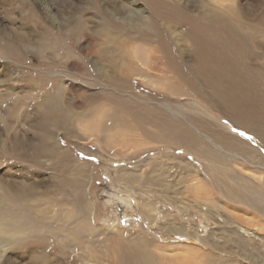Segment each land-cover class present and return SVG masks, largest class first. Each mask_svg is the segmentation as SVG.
<instances>
[{
  "label": "rangeland",
  "instance_id": "obj_1",
  "mask_svg": "<svg viewBox=\"0 0 264 264\" xmlns=\"http://www.w3.org/2000/svg\"><path fill=\"white\" fill-rule=\"evenodd\" d=\"M122 1L0 0V264H129L133 247L159 264H264V214L233 197L235 180L264 195V143L213 97H179L137 67L127 68L135 73L128 88L108 82L101 68L108 76L116 68L108 72V55H95L99 40L88 36L108 31V8ZM138 1L185 71L191 55L165 33L154 7L177 1ZM194 1L183 7L196 12ZM236 2L250 30L264 0ZM51 101L62 123L46 138ZM151 115L167 117L174 133ZM203 127L255 146L256 167L196 156L182 132Z\"/></svg>",
  "mask_w": 264,
  "mask_h": 264
},
{
  "label": "bare ground",
  "instance_id": "obj_2",
  "mask_svg": "<svg viewBox=\"0 0 264 264\" xmlns=\"http://www.w3.org/2000/svg\"><path fill=\"white\" fill-rule=\"evenodd\" d=\"M176 1V7H159V4H154V7L156 15L162 20V25L167 26L165 33H170L172 30L177 38L176 41L182 44V50L191 55V59L184 63L185 71L182 70L177 56L175 57L174 49L169 46L165 36H162L164 32L159 30L156 23L152 24V17L145 12V8L138 0H129L126 3L122 1L121 5L114 9L108 8L110 17L107 23L108 31L103 26L104 30L93 31L88 36L90 41L93 37L99 40L93 51L95 55L98 57L108 55V72L112 67L116 68L115 75L109 76L105 68H101V75L108 78V82L114 78L110 83L118 85L121 91L129 87L127 79L135 74L128 72L127 68L133 70L137 67V71L141 70L143 73L140 75H149L158 85L169 87L173 90V94L179 97L204 95L213 97L229 119L247 126L257 135V139L264 143V8L260 6L261 9L255 11L254 20L248 30L247 24L246 28L242 24L244 17L237 10L236 0H229L227 5L223 0H195L191 6L198 8L196 12L183 7L182 3L189 0ZM99 8L101 9L100 6ZM110 11H121V14ZM118 20L123 22L119 23ZM125 21H129V28L124 26ZM81 34H77V37ZM136 42L143 44L146 48L145 53L142 50L135 51L136 49L131 47ZM91 44L89 42L90 47ZM87 97L85 92L81 93L82 100L88 102L89 97L88 99ZM56 105V102L51 101L56 114L48 113L44 116L46 138L51 136L53 128L59 127L62 123L58 118L59 108ZM151 117L158 122V126H165L170 133H174V124L166 121L167 117L156 115ZM194 129L197 135L185 130L182 135L189 140L190 147L194 146L191 149L198 157L224 166L230 165L231 159L236 161L240 158L239 161H247L250 162L248 165L254 166L253 163L260 156L255 146L241 141L242 139L212 132L207 128L203 129L204 133ZM201 133L204 138L200 137ZM211 141L219 149L208 146ZM260 164L258 167L264 168V160H261ZM235 181L238 189L233 193V197H236V200L246 201L244 203L250 204V207L264 214V195L255 190L258 187L256 183ZM91 231L94 232V229ZM82 236L80 232L75 234L76 238ZM2 243L4 242L0 240V245ZM129 254V264H159L154 254L145 247H133ZM208 260V264H235L233 261H225L217 257Z\"/></svg>",
  "mask_w": 264,
  "mask_h": 264
}]
</instances>
